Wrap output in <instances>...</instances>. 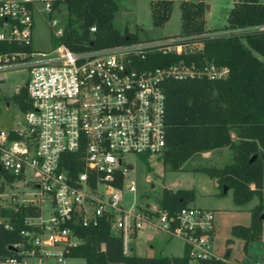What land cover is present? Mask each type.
Masks as SVG:
<instances>
[{
	"label": "built area",
	"instance_id": "1",
	"mask_svg": "<svg viewBox=\"0 0 264 264\" xmlns=\"http://www.w3.org/2000/svg\"><path fill=\"white\" fill-rule=\"evenodd\" d=\"M60 4L55 0H0V80L4 68L23 66L30 102L22 111L21 126L0 127V222L10 227L9 210L21 206L38 210L25 217L28 227L21 230L23 241L15 244L26 246L21 256H7L0 264H69L66 250L81 242L73 225H95L101 216L108 218L111 233L121 237L125 255L132 253L133 236L146 227L181 240L189 260L198 263L217 257L229 262L211 251L212 209L186 204L169 212L155 198L148 201L147 195L126 205L124 187L135 191V186L125 181L132 167L125 155L162 161L166 78L214 79L229 71L226 65L208 60L142 66L149 53L194 52L202 48L204 36L262 30L264 24L77 50L62 42L47 50L34 48L36 16L45 19L50 35L63 32L64 26L53 29ZM68 153L75 154L81 169H70L74 158ZM118 178L121 185L115 183Z\"/></svg>",
	"mask_w": 264,
	"mask_h": 264
},
{
	"label": "trees",
	"instance_id": "2",
	"mask_svg": "<svg viewBox=\"0 0 264 264\" xmlns=\"http://www.w3.org/2000/svg\"><path fill=\"white\" fill-rule=\"evenodd\" d=\"M60 2L66 4L67 21L61 35L51 34L55 44L62 42L77 50L139 39L128 30L120 32L113 26L115 0H55V4ZM172 3L173 0L150 1L154 24L162 25L168 19ZM204 5L203 0H181V31L177 34H201L211 30L205 26ZM259 24H264L262 0H233L223 27ZM91 26L95 29L92 30ZM201 41L202 48L197 51L179 54L152 52L141 64L152 67L167 66L180 60L198 64L208 60L229 68L228 74L220 78L168 77L163 81L166 148L162 165L163 168L178 169L196 152L227 146L232 156L230 162L219 167L200 165L194 169L215 177L220 193L224 185L231 188L236 203H245L254 195L258 197V202L251 208V222L231 227L232 233L243 238L246 245L260 236L264 219L261 217L264 210V29L228 36H204ZM1 98L12 101L21 111L30 106L25 83L17 92ZM67 155L74 158L70 169L73 172L81 169V162L75 159V154ZM115 183L121 185V178ZM2 187L0 184V190ZM192 197V189L164 186L156 200L171 212L186 205ZM8 213L10 227L0 222V260L12 255L21 256L20 250L26 246L15 244L23 241L21 230L28 227L25 217L36 215L38 210L33 206H21ZM73 229L81 242L69 247L65 254L82 257L84 264H189L190 261L186 248L181 255H125L121 237L111 233L109 220L103 216L95 225L75 223ZM231 240L228 238L227 242ZM223 255H229L228 247ZM198 264L235 263L212 257L200 260Z\"/></svg>",
	"mask_w": 264,
	"mask_h": 264
},
{
	"label": "rangeland",
	"instance_id": "3",
	"mask_svg": "<svg viewBox=\"0 0 264 264\" xmlns=\"http://www.w3.org/2000/svg\"><path fill=\"white\" fill-rule=\"evenodd\" d=\"M116 10L113 16V26L120 32L128 30L137 38H151L165 35H173L181 31V0H173L168 19L162 25L152 22L150 14V1L152 0H115ZM196 1V0H191ZM205 26L211 28L209 31L222 29L226 22V14L232 6L233 0H203ZM208 5V6H206ZM61 12L54 17L58 20L53 26L57 30L64 26L67 21V7L61 2ZM208 31V32H209ZM184 35V34H181ZM53 42L50 28L45 19L36 16L32 31V45L40 50L50 49ZM4 79L0 80V127L9 129L21 126L23 123V112L15 103L6 101L2 95H11L15 89L25 83L27 78L26 69L20 65H10L3 69ZM19 121L20 124H17ZM125 159L129 160L132 167L129 168L126 183H132L135 191H128L124 187V200L127 206L132 201H141V197L147 195L151 201L160 195L164 186L178 189H192L193 197L188 201L189 205L202 206L213 210L214 232L210 240L211 251L227 261L235 264H264V219L260 236L244 243V239L232 233L233 224L247 225L251 222V208L258 202L254 195L245 203H236L232 197V189L220 193L215 177H211L204 171L194 169L200 165L222 166L232 160L230 151L219 150L208 156L206 152H196L188 158L181 168H163L162 161L151 159L145 161L141 155L128 153ZM253 186V184H251ZM264 194V169L263 184ZM152 234L153 238L147 239ZM232 240L227 242V239ZM229 248V255L223 253ZM131 252L139 255H181L183 245L181 240L174 237L165 238V235L157 229L142 228L131 239ZM68 263L84 264L82 257H71ZM190 264H196L190 260Z\"/></svg>",
	"mask_w": 264,
	"mask_h": 264
},
{
	"label": "crops",
	"instance_id": "4",
	"mask_svg": "<svg viewBox=\"0 0 264 264\" xmlns=\"http://www.w3.org/2000/svg\"><path fill=\"white\" fill-rule=\"evenodd\" d=\"M222 149H226L227 152H228V150L230 151V149L227 146H222V147H218V148H214V149L207 150L205 152H206V154H208V156H211L213 153H217V152H219V150H222ZM230 153H231V151H230ZM149 235H147V239H150L151 240L153 238V235L151 234L152 235L151 238H149ZM165 238H169V237H166L165 236ZM183 249H184V247H183ZM195 263L198 264L196 261H195ZM189 264H190V261H189Z\"/></svg>",
	"mask_w": 264,
	"mask_h": 264
},
{
	"label": "water",
	"instance_id": "5",
	"mask_svg": "<svg viewBox=\"0 0 264 264\" xmlns=\"http://www.w3.org/2000/svg\"><path fill=\"white\" fill-rule=\"evenodd\" d=\"M206 6H208V5H206ZM7 102H8V101H7ZM252 158H253V157H251L250 160H251ZM226 191H227V186L224 185V187H223V192H226ZM261 217L264 218V210H263V212H262V214H261Z\"/></svg>",
	"mask_w": 264,
	"mask_h": 264
}]
</instances>
